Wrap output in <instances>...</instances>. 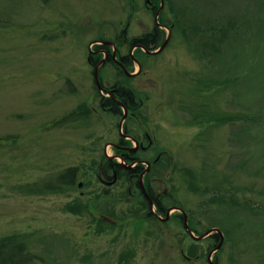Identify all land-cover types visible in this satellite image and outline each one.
Here are the masks:
<instances>
[{
    "label": "rangeland",
    "instance_id": "obj_1",
    "mask_svg": "<svg viewBox=\"0 0 264 264\" xmlns=\"http://www.w3.org/2000/svg\"><path fill=\"white\" fill-rule=\"evenodd\" d=\"M132 1L0 0V237L17 235L49 264H210V238L187 236L177 210L156 218L129 181L100 180L104 157L113 158L122 137L123 113L99 105L89 50L95 40H114L126 21L137 35L162 18L165 47L138 50L129 65L137 108L127 111L122 132L149 134L138 156L147 160L140 164L152 174V191L191 214L198 234L223 233L212 258L264 264V40L244 32L230 53L238 56L225 64L235 67L220 75L221 65L208 60L210 44H198V25L182 24L175 3L154 21L145 0ZM174 1L178 10L210 14V0ZM219 2L260 32L264 0ZM98 73L105 86L123 78L106 62ZM229 77L235 81L221 82ZM73 167L72 186L46 189Z\"/></svg>",
    "mask_w": 264,
    "mask_h": 264
},
{
    "label": "trees",
    "instance_id": "obj_2",
    "mask_svg": "<svg viewBox=\"0 0 264 264\" xmlns=\"http://www.w3.org/2000/svg\"><path fill=\"white\" fill-rule=\"evenodd\" d=\"M170 2H173L176 4L177 13H179V19L182 21V24L187 23V26L192 27L195 23L198 25L197 32H198V38L197 42L199 43H208L210 48V57L208 60H210V66L213 67V62L219 63L220 69L219 74L220 75H227L231 74L230 71L233 70V67L235 66H227V60L228 59H235L239 53L236 52L235 55H230L231 50L233 47L238 46L240 41L244 38V32H250L246 33L250 38H259L261 40H264V19L262 20V26L259 29V24L256 25L255 21H252V19L243 13H235L227 12L226 9H223L224 4L217 2L216 0H210V14L207 15L204 8H196L195 12H193V8H189L187 5L185 7H181V10H178V5L174 0H168ZM178 18V16H177ZM251 21L250 23H248ZM205 23H210V32L204 31L202 28V25ZM248 23V24H247ZM176 26V22L174 24ZM254 25H256V29H253ZM251 26V27H249ZM254 30V31H253ZM163 31L160 28H156L155 31H152L150 34L147 35L149 38V45L148 47L150 50H153L160 46V44L163 41L162 35ZM145 37V38H147ZM144 40L143 36H138L136 39H134L133 42H142ZM98 57V56H97ZM100 57V56H99ZM119 73L121 71L119 70ZM122 74V73H121ZM122 79H118L116 84H113L112 86H105L103 85L104 89H111V88H118V89H132L128 85V80L130 77L126 75H122ZM122 80V81H121ZM226 81L227 83H231L232 81H235L233 77H229L226 80L221 81L224 83ZM97 88V87H96ZM97 95L100 93L97 88ZM135 94V93H134ZM98 96V102L99 105L102 107H109L110 112L114 115L121 114V108L118 106V103L112 99L109 96H105L104 94L100 93ZM136 97V94H135ZM129 110L135 111L137 108V102L133 103L127 100L126 96H119L118 98ZM261 104L264 105V100L261 101ZM232 117V118H231ZM229 116L226 119H234V116ZM252 121L256 118H251ZM236 120V119H234ZM257 120V119H256ZM255 120V121H256ZM253 123H250L249 125H259L258 121ZM248 125V126H249ZM246 126V125H245ZM240 131H243L242 129H239ZM125 163H129L125 160ZM157 163L153 164L151 166L150 171L156 165ZM102 169L106 171V174H110V179L112 180L111 172H116L119 176V180L122 178L124 180L128 181V171L124 169L123 164L121 162L110 160L104 157L103 163H102ZM77 167L68 168L65 171L61 172L57 177H55L54 181H48L45 184L46 189L48 190H62L63 188H60L62 184L72 186L75 182V177L78 173ZM145 167L143 165H140V169L138 173H141L142 170H144ZM105 173V172H104ZM151 173V172H150ZM104 174V175H106ZM124 175V176H123ZM152 176L148 173L147 176H144V180L148 182V179ZM118 181V180H117ZM152 190V189H151ZM140 194V193H139ZM151 196L153 203H159L160 205H167L165 200H168L169 197L164 196L160 193H149ZM146 201V200H145ZM147 202V201H146ZM159 211V210H158ZM160 212V211H159ZM102 222L105 220L100 218ZM107 222V221H106ZM0 264H49L46 262V259L37 254L32 252L28 247L27 244L20 240L17 235H9V236H1L0 237Z\"/></svg>",
    "mask_w": 264,
    "mask_h": 264
},
{
    "label": "flooded vegetation",
    "instance_id": "obj_3",
    "mask_svg": "<svg viewBox=\"0 0 264 264\" xmlns=\"http://www.w3.org/2000/svg\"><path fill=\"white\" fill-rule=\"evenodd\" d=\"M167 1L168 0H163V5L161 7V11L166 10ZM132 2H130L129 7L133 8V10H134V3H132ZM160 4H161V0H145V6H146L147 10L154 16V21H155V16L159 10ZM159 15H160V13L158 14V16ZM158 16H157V19H158ZM170 25H173V23ZM162 26H165V24L163 23V19L161 18L160 21H157V20L155 21L151 31H149V32L144 31L141 34H137V35L136 34L135 35H129V30H128L129 29L128 28L129 23H128V21H126L124 26L117 32L114 40L108 41L110 43L105 44L104 42L107 40H101V41L95 40L96 44H95L94 48L89 50V57L87 58L88 59L87 62L92 66L93 74H94V70H95L96 66L98 64H100L101 61L103 60L102 64L104 62L110 63L111 65H113L115 67V69L118 70V72L120 70L122 74L126 75L116 61H118L122 65H124L126 70L129 71L128 70L129 65L138 62L137 57H136L137 53H139L138 50H140V51L142 50L145 53H147L146 50H150L148 47H150L151 45H149V38L147 37V35L150 34L152 31H155L156 28L161 29ZM138 36H143L144 40H142V42H133L134 39H136ZM145 37H147V38H145ZM102 64H101V66H102ZM98 75H99V73H98ZM100 82H101V79H100ZM101 85L103 87L104 84L101 82ZM103 91L105 93H106V91H112L115 94L117 99L119 98V96H126L127 100L130 102L135 103L137 101L135 94H134L135 92L131 89L125 90V89L111 88V89H104ZM105 96H108L107 93ZM112 99H114V98H112ZM118 106L121 108V106L119 104H118ZM101 108L107 109L108 111H110L109 107H102L101 106ZM127 111H128V113L133 112V111L129 110L128 108H127ZM121 114H122V112H121ZM124 132L125 133H123V135H121L122 137H120L119 140L112 145L113 146L112 148L114 150L113 155L108 156V157L109 158L113 157L110 159L111 161L112 160L118 161L117 158L120 159L118 162H121L123 164L124 169L128 171V175H127L128 181L135 188L138 189V193L142 194L143 197L146 198L144 195V192L142 191V188H141V181L143 182V185H144L148 195H149V193H151V192L154 193V192L151 190L152 186L150 184V180H148L147 184H146V181L144 180V176L146 175L145 169L142 170L141 173H138V171L140 169V165H142V164H140V161L141 162L147 161V160L140 158L138 156V153L141 154V153L145 152L146 149L150 147L152 141L150 139L149 134H147L146 132H144L143 135L138 136V138L135 137L134 135L130 134L126 127L124 128ZM126 138H130L131 140H134L135 146L131 147L130 144L132 141L129 139H126ZM144 140L147 141L146 145L144 143ZM121 159H122V161H121ZM125 160L128 161L129 163H125ZM136 162H138V163H136ZM125 165L130 166V167H126ZM106 173L107 172L101 168L100 180L103 182V184L112 185L117 180H119V176L117 175V173L115 171L111 172V175H112L111 177H112L113 183L110 184L109 182H112V180L110 179V174H106ZM104 174H106V175H104ZM144 182H145V184H144ZM149 197L151 198L150 195H149ZM146 200H147V198H146ZM152 202H153V200H152ZM157 204H159V203H157ZM157 204L153 203V206L155 207V210L159 216L165 215L168 212L169 208H171V207H177V208H181L183 210V207L180 205H172V204L163 205L162 204V205L158 206ZM147 206L150 210L151 207H150L149 201H148ZM184 213H186V219H187L188 226L191 230V233L195 236H198V235L204 233V232H201L200 234H198L197 228L193 225V223L189 222V217H191V214H189L188 212H186L184 210H183V212L178 211L176 214H173V216L176 220H179L182 223L183 229L185 230L187 236H190V238L193 239L191 237V234L189 232H187L185 227H184ZM156 218H158V217H156ZM206 237L210 238V240H211V243H210L211 248L212 247L214 248L218 244V239H219L218 236H215L214 234H212V235L208 234L204 238H206ZM184 251L188 252L187 246H186V250H184L182 248V253H184ZM185 257L188 258L186 255H185ZM210 259L214 264H219L218 260L215 257L212 258L210 256Z\"/></svg>",
    "mask_w": 264,
    "mask_h": 264
},
{
    "label": "water",
    "instance_id": "obj_4",
    "mask_svg": "<svg viewBox=\"0 0 264 264\" xmlns=\"http://www.w3.org/2000/svg\"><path fill=\"white\" fill-rule=\"evenodd\" d=\"M162 5H163V0H161V5H160V7H159V10H161ZM159 10H158V12H157V14H156V16H155V20L157 19V15H158V13H159ZM169 35H170V33H169L168 36L165 38V40H163V42L160 44V46H158V47L155 48L154 50H146L147 53H148V54H156V53H159V52L165 47V45H166V43H167V41H168V37H169ZM104 43H105V44H108V43H110V42L105 41ZM102 62H103V60L101 61L100 64H98V65L96 66V68H95V70H94V81H95L96 87L98 88V90H99L101 93L103 92L104 88L102 87L101 82H100V79H99V77H98V70H99V67H100V65L102 64ZM116 62L119 64V66L121 67V69L124 71V73H125L127 76H132V75H134V73H129V72L126 70V68L124 67V65H122L120 62H118V61H116ZM138 66H139V65H138ZM106 93H107L108 96L114 98V100H116V102L121 106V109H122V113H123V114H122L121 120H120L119 123H118V128H119L120 134L123 135V132H122V125H123V122H124V120H125V118H126V115H127V108H126V106H125L123 103H121V101H120L119 99L116 98L115 94H114L112 91H106ZM121 161H122V159H121ZM149 165H150V164L147 163V166H148V167H149ZM125 166H126V167H130V166H127V165H125ZM109 183H110V184L113 183V180H112V182H109ZM141 188H142V191L144 192L145 197L147 198V200H148L149 203H150L151 213H153V214L156 215L157 217H160L161 219L166 220V219H168V217H169L168 214H169V212H170L171 210H174V209H175V210H178V211L183 212V210H182L181 208L171 207V208H169L168 212L165 214V217H161V216H159V215H158V214L152 209V208H153V202H152V199L149 197L148 193L146 192V189H145V187H144L142 181H141ZM102 218H103L104 220H106V221H109V222H111V223H114V221H113L112 219H110V218H108V217H106V216H102ZM184 227H185L186 231L189 232V233L191 234V237H192L193 239H197V240H199V239L205 237V236L208 235V234H210V235H212V234H218L217 236H219V240H220V241H219L218 244H217V245H216V246H215V247H214V248L208 253V261H209V263H210V264H214V263L211 261L210 256L212 255L213 252H215L217 249L220 248L221 243H222V241H223V233H222L218 228L214 227V228H210L209 230L205 231V232L202 233L201 235H198V236L193 235V234L191 233V230H190V228H189V226H188V223H187L186 213H184Z\"/></svg>",
    "mask_w": 264,
    "mask_h": 264
}]
</instances>
